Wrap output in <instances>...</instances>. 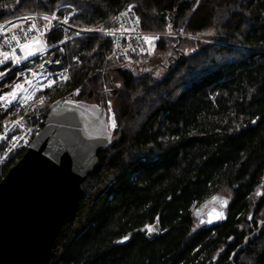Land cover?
Masks as SVG:
<instances>
[{"label": "trees", "instance_id": "trees-1", "mask_svg": "<svg viewBox=\"0 0 264 264\" xmlns=\"http://www.w3.org/2000/svg\"><path fill=\"white\" fill-rule=\"evenodd\" d=\"M66 3L75 26L110 28L133 4L143 31L207 40L161 35L132 71L106 37L65 44L69 79L47 92L43 116L75 90L98 102L120 82L103 95L118 127L46 264H264V0H0V22ZM223 191L226 221L197 227L195 208Z\"/></svg>", "mask_w": 264, "mask_h": 264}, {"label": "water", "instance_id": "water-1", "mask_svg": "<svg viewBox=\"0 0 264 264\" xmlns=\"http://www.w3.org/2000/svg\"><path fill=\"white\" fill-rule=\"evenodd\" d=\"M134 67L138 63L121 69ZM111 89L101 92L98 102L77 100L71 93L51 103L43 128L0 179V264H46L60 228L81 199L82 183L98 165L97 154L111 143L103 103ZM228 208L229 199L213 195L194 210L196 226L222 225ZM218 213L223 218L217 219Z\"/></svg>", "mask_w": 264, "mask_h": 264}, {"label": "built area", "instance_id": "built-area-1", "mask_svg": "<svg viewBox=\"0 0 264 264\" xmlns=\"http://www.w3.org/2000/svg\"><path fill=\"white\" fill-rule=\"evenodd\" d=\"M129 5L115 15L113 26L110 28L73 25L71 19L78 13V10L69 3L58 6L51 13L24 12L0 22V27L8 26L9 22L17 26L15 28L4 27V34L0 35V50L10 52L12 48H16L17 56L21 57L24 53L20 51L15 40L12 39L14 35L19 37L21 43H23L24 31L29 29L32 24H35L41 32H44L45 25L51 29V31L45 32L43 36L35 31L28 33L29 39L35 37L40 40L39 44L33 46V50L48 48L42 55L32 56L15 66L11 61L0 65V72H5L4 77L0 78V95L11 92L13 86L17 83L24 85V92L18 103L14 102L9 106L5 101L3 106H0V136L5 137V139L0 140V167L15 158L20 151H25L31 138L43 128L45 117L43 116L42 106L46 100L47 92L65 84L69 79L70 66L64 64L61 57L63 51L60 50H64V46L69 40L90 36L106 37L110 41L111 56L123 64L132 63L134 57L138 55L152 56L154 54L160 39L155 40L153 46L149 47L143 37L159 36L161 38L163 33L143 31L140 20L138 24L134 23L135 18L139 17L134 8L131 12L121 16L120 14L126 12ZM53 13L56 14L58 19L52 20L51 23L42 19L44 15L51 17ZM25 17H27V20L23 19ZM66 18H68V24L61 23ZM122 26L128 29L134 28L135 31L124 32ZM87 28L103 29L104 32L112 31L115 34L105 35L101 32H84L81 36L75 35L77 31ZM179 35L192 38V36L185 35L183 32H180ZM5 37H7V43H5ZM61 40H66V42L60 43ZM141 49H144V51L142 52ZM52 55H54V58H52ZM55 61H59V63ZM30 69L31 71H29ZM33 72L42 74V76H33ZM62 75L68 77V79L66 81L61 79ZM25 79L33 81L32 85L26 84ZM41 80L44 84H47L49 80H54L55 83L52 87H44L41 91L39 90ZM18 120L20 121L19 127H15L13 122Z\"/></svg>", "mask_w": 264, "mask_h": 264}, {"label": "snow or ice", "instance_id": "snow-or-ice-1", "mask_svg": "<svg viewBox=\"0 0 264 264\" xmlns=\"http://www.w3.org/2000/svg\"><path fill=\"white\" fill-rule=\"evenodd\" d=\"M135 6L134 5H129L128 6V9L126 10V12L124 13H121L120 15L121 16H124L126 15L127 13L131 12L132 9L134 8ZM25 20H27V17L23 18ZM43 20L45 21H48L49 23H51L52 20H56L58 19V17L56 16L55 13H53L51 15V17H49L48 15H44L42 17ZM61 23L63 24H68V18H66L65 20H63ZM134 23H139V17H136L135 20H134ZM10 27H17L14 23L12 22H9V25ZM8 26H4V27H8ZM4 27H0V35H3L4 34ZM171 27L172 25L169 24L168 25V28L169 30H171ZM122 30L124 32H130V31H135V29H128V28H123L122 26ZM22 31H24L22 29ZM32 31H35L37 33H39V35L43 36L45 34V32H48V31H51V29H49L47 27V25H45V28H44V32H41V30L35 25V24H32L29 29H27L26 31H24V42L21 43V39L17 36H13L12 39L15 40L16 42V45L19 47L20 51L22 53H24L23 57L21 56H17L16 54V48H12L10 52H6V51H2L0 50V65H4V64H7L9 61H11V63L13 64V66L15 65H18L20 63H23L24 61L28 60L30 57L32 56H37V55H42L44 52H46L48 50L47 47H45L44 49H40V48H36L35 50H33V46L36 45V44H39L40 43V40L37 39V38H31L29 39L28 37V33L29 32H32ZM84 32H101L105 35H114L115 33L112 32V31H108V32H104L103 29H92V28H87V29H81L80 31H77L75 33V35L77 36H81ZM183 32V30L181 29V33ZM171 34V33H170ZM206 35H212L211 32L207 33ZM144 41L146 44L149 45V47H152L153 46V42L155 40H158L160 39L159 36H153V37H143ZM7 37H5V43H7ZM66 40H61L60 43H65ZM61 51H63V49H60ZM95 51V49H94ZM133 51H135V49H133ZM141 51L143 52L144 49H141ZM193 51H195V49H193ZM109 59H111V57H109ZM56 63H59V61H55ZM41 67H43V65H41ZM31 71V69L29 70ZM5 75V72H0V78H3ZM33 76H42V74H39V73H35L33 72L32 73ZM157 75H159V73H157ZM61 79L63 80H67L68 77L66 76H61ZM25 83L28 84V85H32L33 81L31 80H27L25 79ZM55 83L54 80H49L47 82V84H44L43 80H41V84L39 86V90H43L44 87H52V85ZM24 92V85L23 84H20V83H17L13 86L12 88V91L11 92H8V93H5L4 95H0V106H3V103L6 101L7 104L9 106H11L14 102H19V99H20V96L23 94ZM76 94H79V90H77V93ZM23 106V105H21ZM108 106H109V109H111V101L108 102ZM7 110V109H5ZM14 126L15 127H19V124H20V121H14ZM6 126V125H5ZM118 127L117 123H116V119H115V114L113 113L112 116H111V128L113 131L116 130V128ZM91 138V137H90ZM2 139H5V137L3 136H0V140ZM106 139L110 142L111 141V137H106ZM257 196H264V193H256ZM225 205H226V202H225ZM223 218L221 214H217V219H221ZM248 219H252L251 216L248 217ZM209 223H211L212 221L209 220L208 221ZM264 223V222H262ZM149 232H151V229H148ZM128 237H124V240H127ZM123 242V241H121Z\"/></svg>", "mask_w": 264, "mask_h": 264}, {"label": "rangeland", "instance_id": "rangeland-1", "mask_svg": "<svg viewBox=\"0 0 264 264\" xmlns=\"http://www.w3.org/2000/svg\"><path fill=\"white\" fill-rule=\"evenodd\" d=\"M171 33V34H170ZM179 33L180 32H166L165 34H164V36H169V37H182V38H188V37H186V36H180L179 35ZM183 34H185V33H183ZM185 35H187V34H185ZM189 36H192V35H189ZM198 37L197 36H192V38H188V39H196V40H199V39H197ZM202 40H207V38H203L202 37ZM149 57H151V55L149 56ZM146 61H148V60H145V62ZM147 65H149V68L150 69H153V70H155V72H154V74H156L157 75V73H159V75H161L163 72L160 70V69H158L157 68V70H159V71H156V69L154 68V66L155 65H153V64H151L150 62L147 64ZM140 66H142V67H144V66H146V63H144V64H142V65H140ZM138 67H139V65H138ZM141 68V67H140ZM116 84H119V86L121 85V83L120 82H115ZM114 83V84H115ZM114 84H113V86H114ZM118 86V87H119ZM77 93V90H75L74 92H73V95H74V97L75 98H77V96H78V94H76ZM109 101H111V109H109V106H108V102ZM94 102V101H93ZM104 103V106L106 105V107H107V121H108V125H109V128H110V130L111 131H113L112 130V128H111V116H112V114L114 113L113 112V102H112V100H107V101H104L103 102ZM22 156V155H21ZM230 194H229V192L228 191H223V192H220V193H218L217 195H216V200H219V199H221V198H226V199H228L230 196H229ZM212 204H215V205H217L216 204V201L215 202H213ZM209 205V204H208ZM208 205H206V206H208ZM205 206V207H206ZM205 207L203 208V209H201V211L199 212V214L201 213V212H203L204 210H205ZM196 209V208H195Z\"/></svg>", "mask_w": 264, "mask_h": 264}, {"label": "flooded vegetation", "instance_id": "flooded-vegetation-1", "mask_svg": "<svg viewBox=\"0 0 264 264\" xmlns=\"http://www.w3.org/2000/svg\"><path fill=\"white\" fill-rule=\"evenodd\" d=\"M155 68H156V67H155ZM156 71H158L157 68H156Z\"/></svg>", "mask_w": 264, "mask_h": 264}]
</instances>
